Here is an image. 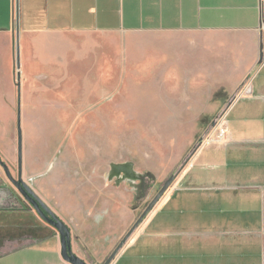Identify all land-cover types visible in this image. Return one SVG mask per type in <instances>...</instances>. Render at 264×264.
<instances>
[{
  "label": "rangeland",
  "instance_id": "rangeland-1",
  "mask_svg": "<svg viewBox=\"0 0 264 264\" xmlns=\"http://www.w3.org/2000/svg\"><path fill=\"white\" fill-rule=\"evenodd\" d=\"M16 66L18 109L0 105V155L13 175L20 115L23 177L72 172L74 199L88 204L84 181L89 171L98 181L99 166L109 196L121 203L116 191L126 193L124 214L133 218L120 237L94 245L76 237L89 264L105 263L173 174L177 179L112 264H264V70L223 95L228 102L220 109L202 111L198 124L184 126L151 124L165 111L137 109V97L128 93H39L34 77L26 95L18 59ZM146 175L153 178L140 191L139 176ZM24 179L38 187V176ZM22 209L0 210V264H58L48 252L57 244L56 229L28 204Z\"/></svg>",
  "mask_w": 264,
  "mask_h": 264
},
{
  "label": "crops",
  "instance_id": "crops-1",
  "mask_svg": "<svg viewBox=\"0 0 264 264\" xmlns=\"http://www.w3.org/2000/svg\"><path fill=\"white\" fill-rule=\"evenodd\" d=\"M18 46L26 95L34 77L39 93H128L137 109L165 111L151 124L195 125L202 111L220 109L223 95L263 72L264 0H0V105L9 111L18 109ZM97 168L98 181L93 171L84 181L89 205L74 199L72 172L24 173L38 176L36 193L70 227L82 258L76 237L91 245L117 239L133 218L124 214L126 193L115 190L121 203L110 197ZM4 174L1 185L12 186ZM52 236L57 247L48 252L71 264L57 230Z\"/></svg>",
  "mask_w": 264,
  "mask_h": 264
},
{
  "label": "water",
  "instance_id": "water-1",
  "mask_svg": "<svg viewBox=\"0 0 264 264\" xmlns=\"http://www.w3.org/2000/svg\"><path fill=\"white\" fill-rule=\"evenodd\" d=\"M264 58V46L261 49L260 61L257 65L260 66ZM18 65H20V53L18 46ZM215 123V122H214ZM18 149H19V177L18 179L13 176L9 166L2 160L0 155V163L5 169L9 179L16 185V187L21 191V193L26 197L28 201H30L38 214L52 225L60 236L61 241V256L62 258L71 263V264H89L85 259H83L80 255L75 253L72 248V232L70 227L63 221L54 211L53 209L36 193V191L32 188V186L24 179L23 177V130L21 126V116L19 115V124H18ZM118 168L127 169L126 166H120ZM178 174L171 175L164 183L163 187L160 189L158 194L154 197V199L149 203L145 211L138 218L136 223L133 225L131 230L127 233V235L122 239L116 249L112 252V254L108 257L104 264H112V262L116 259L121 249L124 247L130 235L134 232V230L139 227L142 222L146 219V217L153 210L155 205L159 202V200L164 196V194L169 190L170 186L177 179Z\"/></svg>",
  "mask_w": 264,
  "mask_h": 264
},
{
  "label": "flooded vegetation",
  "instance_id": "flooded-vegetation-1",
  "mask_svg": "<svg viewBox=\"0 0 264 264\" xmlns=\"http://www.w3.org/2000/svg\"><path fill=\"white\" fill-rule=\"evenodd\" d=\"M5 170V169H4ZM6 173V172H5ZM12 173V172H11ZM13 174V173H12ZM130 174V173H129ZM128 174V175H129ZM7 175V173H6ZM8 176V175H7ZM14 176V175H13ZM133 176L131 173L129 175ZM15 177V176H14ZM18 177H19V169H18ZM18 177H15L18 179ZM140 177V182L138 184V189L140 191L143 190L146 179L144 176H139ZM9 178V177H8ZM133 179V178H132ZM10 180V179H9ZM10 183L12 186H2L0 184V209H12V210H17V211H22L28 204L31 208H33L35 211L34 205L26 199V197L21 193V191L16 187V185L10 180ZM136 186V185H135ZM37 212V211H36ZM38 213V212H37ZM39 215V214H38ZM41 217V216H40ZM44 220V219H43ZM48 223V222H47ZM49 224V223H48ZM52 226V225H51Z\"/></svg>",
  "mask_w": 264,
  "mask_h": 264
},
{
  "label": "built area",
  "instance_id": "built-area-1",
  "mask_svg": "<svg viewBox=\"0 0 264 264\" xmlns=\"http://www.w3.org/2000/svg\"><path fill=\"white\" fill-rule=\"evenodd\" d=\"M222 119V116L220 117L219 121ZM222 132H224V126H222Z\"/></svg>",
  "mask_w": 264,
  "mask_h": 264
},
{
  "label": "trees",
  "instance_id": "trees-1",
  "mask_svg": "<svg viewBox=\"0 0 264 264\" xmlns=\"http://www.w3.org/2000/svg\"><path fill=\"white\" fill-rule=\"evenodd\" d=\"M144 177H145V179H146V178H149V177L151 178L152 176L146 175V176H144ZM152 178H153V177H152Z\"/></svg>",
  "mask_w": 264,
  "mask_h": 264
}]
</instances>
